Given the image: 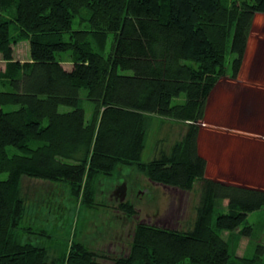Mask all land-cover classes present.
Listing matches in <instances>:
<instances>
[{
	"label": "trees",
	"instance_id": "trees-1",
	"mask_svg": "<svg viewBox=\"0 0 264 264\" xmlns=\"http://www.w3.org/2000/svg\"><path fill=\"white\" fill-rule=\"evenodd\" d=\"M257 14L264 0H0V175L8 174L0 179V264H264V245L252 257L236 255L253 234L249 216L264 209V187L207 178L199 151L208 98L230 54L238 77ZM76 22L89 29H74ZM13 25L29 41L28 62L15 59ZM66 52L70 69L59 58ZM83 91L98 104L92 121ZM154 114L187 130L168 154L144 163L146 118ZM120 165L185 191L201 182L193 225L137 222L128 253L118 256L93 250L79 238L82 229L57 259L24 241L23 177L72 182L75 199L90 210V181ZM133 208L120 209L131 219Z\"/></svg>",
	"mask_w": 264,
	"mask_h": 264
},
{
	"label": "rangeland",
	"instance_id": "rangeland-1",
	"mask_svg": "<svg viewBox=\"0 0 264 264\" xmlns=\"http://www.w3.org/2000/svg\"><path fill=\"white\" fill-rule=\"evenodd\" d=\"M74 29H89V27L86 23L78 24L76 22ZM10 32L15 50V59L21 63L28 62L30 60L29 41L21 38V30L15 25L11 27ZM250 36L251 40L254 41L255 39V50L259 48L258 43H264V14L256 15ZM253 41H251L252 46ZM96 42L98 43L99 41L97 40ZM106 46L105 51L109 53L112 46L110 37ZM252 46H250V48ZM255 52L257 53V50ZM232 56L233 55L230 54L228 57V74L226 73V76L221 79L228 77V75L232 78V63H230L234 58V56L233 58ZM59 58L63 61V64L67 69L72 68L73 64L71 62L70 53L66 52L60 54ZM82 97L87 117L92 121L97 113L96 110L98 109V104L88 98L87 91H83ZM183 101L184 95H181L180 98L173 101V104H179ZM68 109L69 108L67 107L62 108L63 111ZM146 123L145 148L142 155V162L144 163L154 160L163 153L168 154L174 144H176L177 141H172V144L171 142H168L171 140L169 135L173 131L167 130L172 129V123H175L173 129L177 133H179V131L183 132L185 127L187 130V123L168 119L158 114L147 115ZM202 127L203 126H201V128ZM186 130L181 138L185 135ZM174 135H176V133ZM161 150L163 151L161 152ZM10 152L13 153L14 148H10ZM83 156L84 152L82 151L78 154L77 159L74 162L80 166L83 165L81 160ZM207 166L210 168L209 170L206 168L208 175L210 174L212 177L222 179L220 176V170L214 169L215 167L208 163ZM252 173L255 176V178H253L255 183L264 181L262 177H256V174L259 175V172L256 173V171H254ZM7 177V173L0 175V179H6ZM87 180L88 179L85 178V183H87ZM90 184L93 185L95 191V208L90 209V211L98 210L102 213L103 211L107 212L103 215L95 213V217L93 218H90L87 214V211L89 210L81 208L82 203L80 202V199H75L72 182L66 180L54 182L23 177L21 180V195L22 198L25 199V218L29 226L27 230L21 229L22 233L26 236L24 241L32 242L37 246L47 247L52 257L57 259L61 251L64 253V249H66V252L69 251L74 237L77 239L78 230L82 229L83 226L85 231L88 229V225H93L92 221L94 220L96 222L98 221L96 227L98 229L97 231L101 234L100 236L104 234L108 240L99 241L98 239V243L89 241L88 245L96 251H99L100 248L106 249L111 241H115L114 236L117 239L120 238L121 223L115 218L120 216V214L127 216L126 212L120 209L121 206L125 204H130L134 207L133 209L135 210L136 215L131 218L132 220L135 219L138 222L155 224L156 219L153 217L157 211H161V214L164 213V217H162L164 225L185 230L191 227L196 219L202 190L201 182L197 181L191 190L180 192L178 206L180 218L177 224L176 219L173 216L171 217L170 215L169 217H166V214H169L167 209L171 206V197L168 198L166 195L167 192L163 190L162 187H157V185L160 184H155L154 181L150 180L149 177L136 166L120 165L112 175H101L96 177L90 181ZM147 190L150 192V194L148 193L149 195L147 194ZM139 191L140 195H138ZM92 215L93 214H91V216ZM114 219L116 222H114ZM248 220L250 224L253 225V234L249 238H242V243L240 244V247H238L239 250L237 249L236 252V255L238 256L246 255L252 257L256 254L257 247L259 245H264V209L252 213ZM107 222L110 223L109 226ZM28 234H30V236H28ZM87 235L91 238L90 240H92V235ZM125 242L128 247L125 246L123 249L111 247L110 251L107 249L104 251L110 256L125 255L129 248V242ZM51 243L54 244L52 249L51 245L53 244Z\"/></svg>",
	"mask_w": 264,
	"mask_h": 264
},
{
	"label": "crops",
	"instance_id": "crops-1",
	"mask_svg": "<svg viewBox=\"0 0 264 264\" xmlns=\"http://www.w3.org/2000/svg\"><path fill=\"white\" fill-rule=\"evenodd\" d=\"M251 41L253 40H251L250 36L238 77L234 79L228 75V77L220 79L208 98L204 119L201 122L203 127L199 134V151L208 164L214 166V169L221 171L220 176L222 179H217L207 174V170L210 169L207 166V178L227 184L257 187L264 186V181L259 183L253 181L255 176L252 173L254 171L256 173L259 172L256 177H262L264 180V43H258L259 48L256 49V53L255 39L253 46ZM250 46L252 47L250 48ZM172 124V129L167 130L173 131L169 135L171 140L168 141L171 144L172 141L178 142L182 139L181 137L186 130L185 127L183 132L179 131L177 133L173 129L175 123ZM175 133L176 135H174ZM157 187H162L167 192V197H171V206L167 209L169 214H166V217L173 216L178 224L180 218L178 211L179 195L181 194L180 192L187 191L163 184L157 185ZM148 193L150 194L149 190H147ZM138 195H140V191ZM227 204L228 202L226 201L225 205ZM95 213L103 215L107 212L103 211L102 213L98 210L87 211L90 218L95 217ZM91 214L93 215L91 216ZM163 214H161V211H157L153 217L156 219L155 224L162 228L179 230L176 227L164 225ZM115 219H118L121 223L120 238L117 239L114 236L115 241H111L106 249L109 251L111 247L123 249L127 246L125 242L127 241L129 242V248L126 251L128 253L138 221L121 214ZM115 219L114 222H116ZM97 222L93 220V225H88V229L85 231L82 226V233L79 238L86 242L93 241L94 243H98V239L99 241H107L108 238L104 234L100 236L101 234L97 231ZM107 224L109 226L110 223L107 222ZM87 234L92 235V240H89ZM106 249L100 248L99 251L105 252L104 250ZM240 256L242 257L243 255Z\"/></svg>",
	"mask_w": 264,
	"mask_h": 264
}]
</instances>
